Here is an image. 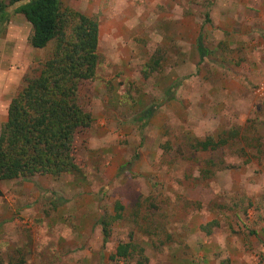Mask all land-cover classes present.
Wrapping results in <instances>:
<instances>
[{
  "label": "rangeland",
  "instance_id": "rangeland-1",
  "mask_svg": "<svg viewBox=\"0 0 264 264\" xmlns=\"http://www.w3.org/2000/svg\"><path fill=\"white\" fill-rule=\"evenodd\" d=\"M62 3L100 24L82 175L0 182V264H264V0ZM20 5L0 25V134L54 49L30 46ZM210 137L229 142L196 150Z\"/></svg>",
  "mask_w": 264,
  "mask_h": 264
},
{
  "label": "trees",
  "instance_id": "trees-1",
  "mask_svg": "<svg viewBox=\"0 0 264 264\" xmlns=\"http://www.w3.org/2000/svg\"><path fill=\"white\" fill-rule=\"evenodd\" d=\"M21 3L15 13L23 15L32 27L30 46L44 50L54 44V49L38 75L27 81L9 105L0 134V182L30 181L38 175L80 176L75 141L80 133L92 128L94 117L80 104L79 88L96 78L99 21L64 5L62 0H3L0 25L7 20L8 9ZM197 47L203 60L208 55L203 38L198 39ZM153 114L149 109L144 117L149 120ZM228 142L227 138L216 141L210 137L194 146L208 151ZM116 208L117 216L122 215L124 207ZM102 227L107 243L109 226L102 221ZM132 247L130 243L120 244L113 257L129 258ZM137 264H146V259Z\"/></svg>",
  "mask_w": 264,
  "mask_h": 264
},
{
  "label": "crops",
  "instance_id": "crops-1",
  "mask_svg": "<svg viewBox=\"0 0 264 264\" xmlns=\"http://www.w3.org/2000/svg\"><path fill=\"white\" fill-rule=\"evenodd\" d=\"M91 14H92V13H91ZM88 16H90V14H89Z\"/></svg>",
  "mask_w": 264,
  "mask_h": 264
}]
</instances>
